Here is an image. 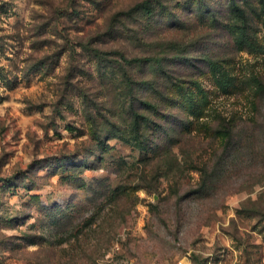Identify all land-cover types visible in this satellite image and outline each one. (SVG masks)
Instances as JSON below:
<instances>
[{
    "label": "rangeland",
    "instance_id": "obj_1",
    "mask_svg": "<svg viewBox=\"0 0 264 264\" xmlns=\"http://www.w3.org/2000/svg\"><path fill=\"white\" fill-rule=\"evenodd\" d=\"M242 2L246 26L232 0H0V264H264V0Z\"/></svg>",
    "mask_w": 264,
    "mask_h": 264
},
{
    "label": "trees",
    "instance_id": "obj_2",
    "mask_svg": "<svg viewBox=\"0 0 264 264\" xmlns=\"http://www.w3.org/2000/svg\"><path fill=\"white\" fill-rule=\"evenodd\" d=\"M242 1L243 0H232V4L234 5V11L241 14V16L238 14V20H241L246 26L248 16L246 15V9ZM141 8L143 9V11L147 13L152 12L151 4L148 2L142 4ZM125 60L127 61V64L130 66L149 65V67L157 68L159 72L163 71L164 69L163 65L161 64V59L157 57L155 58L154 57H136V58L125 59ZM123 77L127 79V82L125 84L128 88H132L133 83H136L131 80L132 78L125 71L123 72ZM147 84L148 86H151L152 88V98L142 100L141 105L145 111H148L149 113H152V114H156L157 111L161 109V104H162L161 101H166L168 99L166 96L167 87H166V90L162 94H159V93H155L153 89L154 87L152 84L150 85L149 83ZM135 105L136 104H133V106ZM135 117H136V120L134 121L133 136H131V139H133V141L136 142L138 147H141V140L139 139V135H141L140 131H142V127H144L146 124L149 125L152 121H150L148 117H144V116L141 117V115L138 112H136ZM140 117H141V120H139Z\"/></svg>",
    "mask_w": 264,
    "mask_h": 264
}]
</instances>
